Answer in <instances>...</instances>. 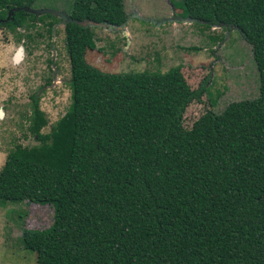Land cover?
Masks as SVG:
<instances>
[{
	"label": "trees",
	"instance_id": "obj_1",
	"mask_svg": "<svg viewBox=\"0 0 264 264\" xmlns=\"http://www.w3.org/2000/svg\"><path fill=\"white\" fill-rule=\"evenodd\" d=\"M32 1L0 0L1 22L10 13L0 28L16 40L35 27ZM70 2L68 109L48 126L31 95L36 144L16 145L0 168V200L53 208L47 231L21 236L35 264H264V0H170L188 22L234 30L258 77L255 98L189 130L182 113L206 88L189 90L176 68L106 75L86 65L80 23L122 25L123 0Z\"/></svg>",
	"mask_w": 264,
	"mask_h": 264
},
{
	"label": "rangeland",
	"instance_id": "obj_2",
	"mask_svg": "<svg viewBox=\"0 0 264 264\" xmlns=\"http://www.w3.org/2000/svg\"><path fill=\"white\" fill-rule=\"evenodd\" d=\"M70 7V0H33L24 12L36 29H16L21 36L16 40L8 29L0 28V168L16 145L36 144L27 131L31 95L38 96L48 126L68 109L64 25ZM123 9L122 26L80 23L89 29L83 61L106 75L160 74L176 68L189 90L204 86L206 91L182 113V129L189 130L206 112L219 113L231 102L257 96L250 48L234 30L188 22L170 0H123ZM36 33L42 37L36 38ZM46 132L48 127L42 129ZM52 222L53 208L48 204L0 200V264H35V254L22 245V233L45 232Z\"/></svg>",
	"mask_w": 264,
	"mask_h": 264
},
{
	"label": "flooded vegetation",
	"instance_id": "obj_3",
	"mask_svg": "<svg viewBox=\"0 0 264 264\" xmlns=\"http://www.w3.org/2000/svg\"><path fill=\"white\" fill-rule=\"evenodd\" d=\"M8 14V13H7ZM8 16V15H7ZM7 16H6V18L4 19V22H6V20H7ZM3 21V20H2ZM0 22H1V20H0ZM4 22H1V23H4ZM34 29H36L35 27H34Z\"/></svg>",
	"mask_w": 264,
	"mask_h": 264
},
{
	"label": "water",
	"instance_id": "obj_4",
	"mask_svg": "<svg viewBox=\"0 0 264 264\" xmlns=\"http://www.w3.org/2000/svg\"><path fill=\"white\" fill-rule=\"evenodd\" d=\"M24 11H25V10H24ZM69 22H70V21H69ZM91 24H93V23H91ZM80 25L83 26L82 24H80ZM122 25H123V24H122ZM122 25H121V26H122ZM16 59H17V58H16Z\"/></svg>",
	"mask_w": 264,
	"mask_h": 264
}]
</instances>
